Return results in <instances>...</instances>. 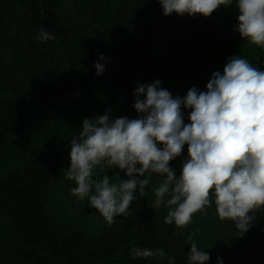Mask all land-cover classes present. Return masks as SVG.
I'll list each match as a JSON object with an SVG mask.
<instances>
[{"label": "trees", "instance_id": "1", "mask_svg": "<svg viewBox=\"0 0 264 264\" xmlns=\"http://www.w3.org/2000/svg\"><path fill=\"white\" fill-rule=\"evenodd\" d=\"M238 15L235 0L208 17L165 16L158 0H0V264H168V256L188 264L190 232L210 255L205 264H264V210L243 236L214 202L184 228L165 224L167 207L152 204L164 177L146 173L145 195L137 189L130 215L109 225L64 175L82 118L108 110L112 119L138 118V84L159 80L173 97L206 91L238 55L264 71V47L235 31ZM42 28L56 39L39 41ZM181 110L187 124L191 110ZM187 148L170 161L177 176ZM116 174L127 179L101 166L93 178L115 183ZM134 247L166 256L133 259Z\"/></svg>", "mask_w": 264, "mask_h": 264}, {"label": "clouds", "instance_id": "2", "mask_svg": "<svg viewBox=\"0 0 264 264\" xmlns=\"http://www.w3.org/2000/svg\"><path fill=\"white\" fill-rule=\"evenodd\" d=\"M163 14L210 16L234 0H158ZM239 11L237 31L250 44L264 47V0H235ZM41 42L55 40L51 31L41 29ZM101 55L99 60H104ZM96 74L105 65L95 63ZM159 80L138 84L132 107L138 118L112 119L111 110L94 119L82 118V128L70 141V166L65 178L75 182L71 194L96 209L109 224L115 217L130 215L134 193L145 195L151 176L164 177L153 188V208L166 206L165 224L184 228L197 213L207 214L215 204L221 221L234 222L237 235L243 236L256 214L264 210V71L241 56L225 64L223 74L216 71L206 84V91L193 86L183 97H173L160 87ZM144 99H141V97ZM184 109H190L188 123ZM187 158L179 176L170 161ZM97 166L118 168L127 179L111 182L109 175L93 178ZM194 232L187 235L190 244L188 264H205L208 252L200 249ZM133 259L166 256L163 248L131 249ZM221 258L218 257V264ZM168 264L175 258L168 256Z\"/></svg>", "mask_w": 264, "mask_h": 264}]
</instances>
